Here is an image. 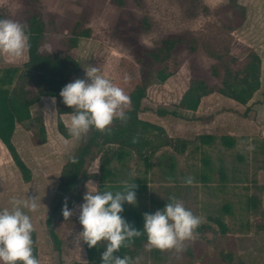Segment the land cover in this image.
<instances>
[{"label":"rangeland","instance_id":"1","mask_svg":"<svg viewBox=\"0 0 264 264\" xmlns=\"http://www.w3.org/2000/svg\"><path fill=\"white\" fill-rule=\"evenodd\" d=\"M0 17L24 26L30 18L43 23L40 52L68 54L80 64L70 81L85 78V70L95 66L127 95L146 83L138 116L161 127L165 133L160 140H174L177 150L162 147L147 163L133 154L112 160L109 188L122 187L124 180L140 183L136 205L124 204L122 216L139 215L142 228L143 214L163 208L169 196L203 219L180 251L150 247L145 236L130 258L138 257L137 264H227L221 256L229 253L246 264H264V229L259 228L264 226V0H0ZM74 33L75 48L69 41ZM163 40L176 44L168 59L153 63L149 54ZM250 51L261 59V87L244 106L217 90L225 68L242 70ZM26 61L27 51L17 59L0 55V70L21 68ZM163 68L172 74L160 84L154 75ZM125 73L130 76L127 84L122 81ZM193 79L204 80L213 90L196 112L178 110L185 118L158 116V108L174 109L179 104ZM28 88L35 90L33 85ZM49 101L42 97L31 109L43 124L45 107L47 127L53 122L44 142L37 122L31 123L30 131L17 127L15 133L17 153L29 169L28 181L0 142V207L8 206L13 195L37 196L38 207L30 215L33 247L41 264L85 263L83 242L78 247L73 241L81 231L77 216L83 201L69 218L61 210L55 222L60 251L47 234L45 219L63 166L79 156L90 133L79 141L60 135L57 121L51 119L56 102L49 107ZM206 136L209 140L203 142L201 137ZM223 137L232 145H224ZM166 159L171 168L164 164ZM98 162V157L87 160V172L97 175ZM188 177L191 184L185 183ZM90 180L98 186L96 178ZM80 191L86 192L85 184Z\"/></svg>","mask_w":264,"mask_h":264},{"label":"trees","instance_id":"2","mask_svg":"<svg viewBox=\"0 0 264 264\" xmlns=\"http://www.w3.org/2000/svg\"><path fill=\"white\" fill-rule=\"evenodd\" d=\"M120 2V0H119ZM146 22V21H145ZM29 35V47L27 48V61L22 67H8L0 70V141L9 152L14 164L21 172L25 181L30 178L29 169L17 153L13 143V137L17 127L30 131L31 123H38V133L41 140L45 141V129L40 117L32 115L31 109L36 106L42 97H56L57 129L64 138H69V133L61 120V115L72 111L61 102L59 97L60 89L70 82L72 75H77L80 71V64L72 59L68 54L60 56L58 54H42L40 52L41 40L44 34V24L35 18H30L25 26ZM74 32V30H73ZM70 46L75 48L78 42V34L74 33L69 39ZM176 41L163 40L161 46L149 54L153 63L163 62L169 58L171 50ZM246 63L242 70L232 72L225 68L221 87L217 90L222 96L233 100L240 105H247L253 95L260 89L261 59L253 51L246 55ZM216 68H213V74L216 75ZM171 72L163 68L156 71L154 78L158 83H164ZM33 85L35 90L28 86ZM146 83L142 82L129 95L130 108L126 112V121L114 119L113 122L103 131L90 129V136L82 147L79 156L76 159L69 160L62 168L59 175V182L56 188L55 200L51 206L50 212L45 219V226L48 236L55 247L60 251L61 242L55 231V222L61 213L62 206L67 202L70 208L82 201L80 188L92 178L98 180V187L103 190L109 188L108 182L112 176L109 165L112 160H122L126 156L133 154L136 158L145 163L148 159L159 151L162 147H170L177 150L174 140H160V135L165 131L158 125L141 119L138 114L141 111V102L145 97ZM213 92L207 83L202 79L191 80L187 90L182 95L179 104L174 109L158 108V116L171 115L173 117L185 118V112H196L204 96ZM157 138L153 139L152 137ZM203 142L209 137H201ZM211 139V137H210ZM224 145L230 146L232 142L227 137L221 138ZM98 157V174L91 175L87 172L85 164L87 160H94ZM164 164L171 168L170 159H166ZM135 192L139 190L140 183L135 182ZM254 204V203H252ZM141 217L133 214L126 217V221L135 228L142 230ZM217 223L223 229L219 221ZM264 229V226H260ZM145 235L132 238L121 246L117 253L121 257H131L135 249L138 248ZM33 243L35 232L32 233ZM87 261L85 263L74 262L72 264H101L100 252L103 251L104 243L101 242L93 248H89L83 243ZM34 255L36 249L33 247ZM222 259L227 264H246L235 259L228 254H222Z\"/></svg>","mask_w":264,"mask_h":264},{"label":"clouds","instance_id":"3","mask_svg":"<svg viewBox=\"0 0 264 264\" xmlns=\"http://www.w3.org/2000/svg\"><path fill=\"white\" fill-rule=\"evenodd\" d=\"M26 27L6 17H0V55L10 59L22 57L29 47ZM130 76L122 77L127 84ZM61 102L72 109L67 113V129L70 137L81 140L90 129L105 130L114 119L126 121V109L130 97L124 88L107 78L95 66L85 70V78L66 83L59 91ZM54 105L56 97H51ZM45 109V113H47ZM192 178L185 179L191 184ZM118 189L101 190L91 180L85 183L86 192L78 206V222L81 226L73 241L89 248L103 242L100 252L101 264H137L138 257L114 255L127 241L143 233L150 247L180 251L183 242L194 238L202 217L185 207L175 196H169L161 209L143 214V228L139 230L122 216L124 204L135 206L136 184L124 180ZM41 203V201H40ZM38 207L37 196L9 197L8 206L0 207V264H41L34 255L32 233L34 225L30 213ZM74 213L67 202L62 206V215L69 218Z\"/></svg>","mask_w":264,"mask_h":264},{"label":"crops","instance_id":"4","mask_svg":"<svg viewBox=\"0 0 264 264\" xmlns=\"http://www.w3.org/2000/svg\"><path fill=\"white\" fill-rule=\"evenodd\" d=\"M47 98H51V97H47ZM56 102V101H55ZM49 107L50 106H53L52 105V103H50V101H49ZM51 104V105H50ZM52 108V107H51ZM45 107L42 109V116L44 117H42L43 118V124H44V129H45V133L47 134L48 133V131H53L52 130V124H53V122L52 123H50L49 122V128L47 127V122H46V118L45 117H47V113H45ZM52 109H54V113H53V115H51V119H54V120H57V113H56V110H55V105L53 106V108ZM53 117V118H52ZM61 120H62V122L64 123V125H65V127L67 128V124H68V120H69V117H68V115L67 114H63V115H61ZM68 130V129H67ZM69 133V132H68ZM69 136H70V134H69ZM14 137H15V135H14ZM14 137H13V143H14ZM1 142V141H0ZM2 143V142H1ZM3 144V143H2ZM14 145H15V143H14ZM15 147H16V145H15Z\"/></svg>","mask_w":264,"mask_h":264},{"label":"bare ground","instance_id":"5","mask_svg":"<svg viewBox=\"0 0 264 264\" xmlns=\"http://www.w3.org/2000/svg\"><path fill=\"white\" fill-rule=\"evenodd\" d=\"M0 148H1V149L3 148L1 143H0Z\"/></svg>","mask_w":264,"mask_h":264}]
</instances>
